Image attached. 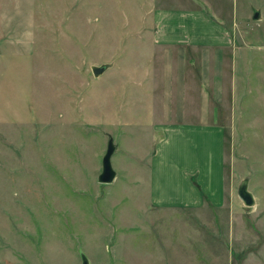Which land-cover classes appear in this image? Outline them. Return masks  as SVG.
I'll list each match as a JSON object with an SVG mask.
<instances>
[{
  "label": "rangeland",
  "instance_id": "rangeland-1",
  "mask_svg": "<svg viewBox=\"0 0 264 264\" xmlns=\"http://www.w3.org/2000/svg\"><path fill=\"white\" fill-rule=\"evenodd\" d=\"M206 1L0 0V264H264V0Z\"/></svg>",
  "mask_w": 264,
  "mask_h": 264
},
{
  "label": "water",
  "instance_id": "water-1",
  "mask_svg": "<svg viewBox=\"0 0 264 264\" xmlns=\"http://www.w3.org/2000/svg\"><path fill=\"white\" fill-rule=\"evenodd\" d=\"M260 19H261L260 11L254 9L252 12V20L258 21ZM108 67L109 65H101L99 67L93 66L91 68V71H92V74L95 77H97L101 75L102 73H104L106 69H108ZM114 150H115V147L113 145V142L111 139H109L107 143V149H106L105 155L103 156L102 161H101L102 170H101V174L98 176V179H97L99 184H103V185L110 184L115 179L116 174L114 170L112 169L111 162H110V159H111V156ZM237 196L239 200L244 204V206L251 207L252 205H254V198L252 194L247 190L246 182H242L240 186L238 187ZM82 264H88L85 258L82 259Z\"/></svg>",
  "mask_w": 264,
  "mask_h": 264
},
{
  "label": "crops",
  "instance_id": "crops-1",
  "mask_svg": "<svg viewBox=\"0 0 264 264\" xmlns=\"http://www.w3.org/2000/svg\"><path fill=\"white\" fill-rule=\"evenodd\" d=\"M208 4H210L211 2H210V0L209 1H206ZM210 159V157H209V155H207L205 158H204V160L205 161H208ZM207 163L208 162H205V165H207ZM168 181H170V182H172L173 184H172V186H171V190L172 191H170V195L169 196H179V197H181V198H184V199H188L187 200V204H189V198L190 197H192L191 196V194L193 195V194H196V196H198V194L197 193H195L196 191L194 190V188H193V186H192V184H190V183H187L186 184V189H184L185 191L183 192V190H181L180 188H179V180L176 178V177H174V176H171L169 179H168ZM151 187H153V186H151ZM181 190V191H180ZM155 198V197H154ZM162 202V200H160L159 198H155V201L154 202ZM170 205H174V204H176L177 202H175V201H173V200H169V201H167Z\"/></svg>",
  "mask_w": 264,
  "mask_h": 264
}]
</instances>
